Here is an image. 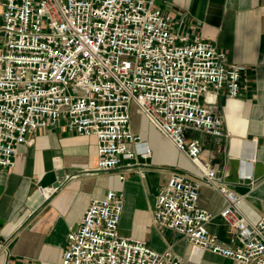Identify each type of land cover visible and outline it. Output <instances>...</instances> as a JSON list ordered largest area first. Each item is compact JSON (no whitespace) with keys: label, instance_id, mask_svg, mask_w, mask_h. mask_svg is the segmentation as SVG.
Here are the masks:
<instances>
[{"label":"built area","instance_id":"built-area-1","mask_svg":"<svg viewBox=\"0 0 264 264\" xmlns=\"http://www.w3.org/2000/svg\"><path fill=\"white\" fill-rule=\"evenodd\" d=\"M0 170L15 165L19 144L38 130L64 128L97 140L98 172L146 174L153 155L134 128L138 108L196 170L176 168L158 191L153 222L194 248L241 264H264V216L241 209L245 194L203 158L191 133L223 136L211 107L221 90L243 92L247 67L228 60L208 38L175 29L174 17L151 0H0ZM227 135H230L228 132ZM208 185L226 199L220 215L234 236L228 245L206 227L214 214L198 205ZM56 191L58 187H43ZM52 192V193H53ZM124 194L94 197L67 236L62 264H184L171 247L153 249L123 236Z\"/></svg>","mask_w":264,"mask_h":264},{"label":"crops","instance_id":"crops-1","mask_svg":"<svg viewBox=\"0 0 264 264\" xmlns=\"http://www.w3.org/2000/svg\"><path fill=\"white\" fill-rule=\"evenodd\" d=\"M151 1L174 17L175 29L208 38L230 62L247 67L242 94L232 98L221 90L211 106L223 118L226 134L195 132L190 137L202 142L203 158L218 175L245 194L241 209L257 221L264 216V0ZM134 108L145 121L142 125L136 118L134 128L153 150L152 157L142 160L145 176L127 172L122 181L117 170L98 172L96 138L66 130L64 121L38 130L31 143L19 144L15 165L0 170V264H62L69 231L80 223L90 200L108 189L124 194L121 235L144 240L157 251L171 247L184 264H241L194 248L180 233L154 224L156 195L172 171L196 167ZM56 182L60 185L53 193L41 191ZM198 205L214 214L208 231L230 244L234 231L220 215L224 196L203 185Z\"/></svg>","mask_w":264,"mask_h":264},{"label":"rangeland","instance_id":"rangeland-1","mask_svg":"<svg viewBox=\"0 0 264 264\" xmlns=\"http://www.w3.org/2000/svg\"><path fill=\"white\" fill-rule=\"evenodd\" d=\"M132 112H133V119H134V121H136V118H137V121L139 123H142V125H144L145 121L143 122L142 118L141 117H138V115L135 114L137 112V110L135 108H133L132 109Z\"/></svg>","mask_w":264,"mask_h":264},{"label":"bare ground","instance_id":"bare-ground-1","mask_svg":"<svg viewBox=\"0 0 264 264\" xmlns=\"http://www.w3.org/2000/svg\"><path fill=\"white\" fill-rule=\"evenodd\" d=\"M53 189H44V192L46 193V195H49L52 192Z\"/></svg>","mask_w":264,"mask_h":264},{"label":"water","instance_id":"water-1","mask_svg":"<svg viewBox=\"0 0 264 264\" xmlns=\"http://www.w3.org/2000/svg\"><path fill=\"white\" fill-rule=\"evenodd\" d=\"M60 185V183L59 182H56L55 184H54V187H58Z\"/></svg>","mask_w":264,"mask_h":264}]
</instances>
